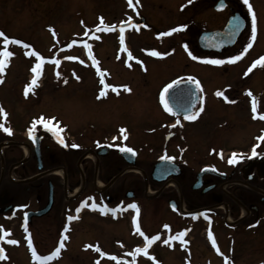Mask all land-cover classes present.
<instances>
[{"label":"flooded vegetation","instance_id":"af4514ba","mask_svg":"<svg viewBox=\"0 0 264 264\" xmlns=\"http://www.w3.org/2000/svg\"><path fill=\"white\" fill-rule=\"evenodd\" d=\"M160 1L177 12L172 24L158 23L156 18L151 17L155 20L152 22L151 18L139 12L142 0L138 3L133 0L131 7L127 0L128 15L122 21L112 24L116 33L117 25L119 27L125 23L124 34L120 33L126 40L123 53L128 61L134 60L143 74L147 64L139 62L135 55L150 57L151 65L159 58H164L165 52L178 48L183 50L182 55L187 58H207L212 54L226 52L239 43L244 29L252 26V18H248L237 0ZM218 3L223 5L220 10L215 8ZM161 6L162 3L159 2L158 8ZM234 14H238L245 21V27L235 43L220 51L202 49L198 42L200 33L222 29L228 18ZM209 17L213 21L219 19V23L221 20L223 22L209 27ZM152 23L158 28H152ZM181 25L186 27L179 28ZM263 27L255 23V36L261 30L264 31ZM101 28L105 29L103 26ZM171 29L179 30L170 32ZM136 34L141 35L138 38L140 44L133 50L129 39ZM89 35L86 34L85 38ZM153 51L161 55H153ZM181 57L179 55L178 58ZM261 57H264V49L255 52V62ZM172 63L175 64V59L170 64ZM258 66L259 72L252 78L257 87L253 97L257 101V113L253 115L260 122L257 137L249 139V146L245 149L233 147L216 154L214 158L211 155L205 156L203 163L197 168H194L193 161H182V158L176 156L178 154L172 155L168 152L145 165H138L136 152L135 163H128L117 147L131 148L127 141L128 135L126 132L121 133L120 125H111L108 121L100 122L93 110L89 112L88 109H74L60 103L33 104L32 107L29 105V109L18 107L15 112L3 108L7 119L2 122L11 129V134L0 130V235H4V239H0V248L4 254L0 264L9 263L12 257L9 251L11 248H23L27 259L32 257V263L29 264H81L69 262L73 259H63L67 251L78 250L86 255L77 260L82 263L85 260L86 264H99L106 260L110 264H153L156 262L153 256L159 254L160 250L194 253L193 247L188 246L192 241L189 233L199 220L204 225L203 231L207 232L205 239L209 240L205 250L215 254L229 251L230 256L235 251L241 254L240 238L248 235L252 240L259 241L256 245L259 252L263 251L264 140L258 138L264 137V119L260 118V115H264V64ZM187 79V76L176 78L179 81ZM196 112L197 106L189 115L195 116ZM41 117L46 121L55 118L52 125L63 129L61 135L67 146L62 145L53 132L39 122ZM184 117L174 114L173 121L176 124L185 122ZM34 120L37 121L33 129L35 139L29 136L28 131ZM73 144L78 147H71ZM254 146L257 152L255 156L252 155ZM233 153L243 158L230 164L228 161ZM165 156L172 158L170 160L178 166L179 173L168 176L163 182H156L151 179L152 167ZM183 159L186 160V157ZM205 167L215 169L220 174L210 170L197 178L198 173ZM132 172L136 173V177L133 178ZM195 185L199 187L194 188ZM150 186L157 188L149 196L147 192ZM209 187L211 188L207 189ZM203 190L205 191L202 192ZM141 197L144 200L157 197L160 204L153 209L152 217L155 222L160 223L159 226L169 222L171 215L182 219L183 223L180 225L171 221L173 235H168L165 231L150 232L152 228L147 229L148 221L143 216L145 211L140 202L135 203L137 208L128 207ZM93 204L96 206L93 207ZM164 204L168 208L169 219L167 215L164 219L161 215L160 209ZM192 211L196 212L191 213ZM218 217L224 235L216 233L214 222L217 225ZM179 233L184 234L182 238H177ZM100 235H113L121 244L115 245L118 250L115 247L108 250L100 246ZM153 236H159V239L148 244ZM170 237L173 238L169 239ZM11 239L17 243H9ZM161 239L169 242L159 246ZM175 243L176 246H173ZM146 244L147 254L136 251L138 248L143 250ZM155 245L158 246L154 247ZM58 247L59 253L48 260L36 261L33 258V248L37 256L46 257L51 256ZM227 261L225 259L224 264ZM232 263L240 264L238 261ZM241 264H264V257Z\"/></svg>","mask_w":264,"mask_h":264},{"label":"rangeland","instance_id":"374dc122","mask_svg":"<svg viewBox=\"0 0 264 264\" xmlns=\"http://www.w3.org/2000/svg\"><path fill=\"white\" fill-rule=\"evenodd\" d=\"M237 1L248 18H252V26L244 29L239 43L226 52L201 59L187 58L182 55L183 50L177 47L171 52H162L164 58H159L153 65L150 57L135 55L139 62L147 64L143 74L134 60L128 61L123 53L125 38L121 41V36L112 31V24L122 21L129 13L127 0H0V32L5 34L0 37V49L6 48L12 53L5 58L4 68L0 71V107L15 112L18 107L29 109V105L32 107L33 104L60 103L74 109L93 110L100 122L108 121L125 129L129 145L137 152L138 165L154 162L168 152L178 154L176 156L182 161H193L194 168H197L205 156L214 158L216 154L233 147L245 149L249 146V139L257 137L260 127L251 104L257 89L252 78L259 72L257 66L261 64L252 65L255 52L264 49V31L261 30L253 38V15L255 23L264 26V0H248L251 11L244 0ZM159 2L162 3L161 8H158ZM140 4L139 12L156 18L158 23L172 24L176 19L177 12L163 1L142 0ZM153 18L151 20L155 22ZM209 20V27L219 23V19L213 21L209 17ZM152 25V28H158ZM98 26L109 30H99ZM86 34L93 37L85 38ZM140 36H130L129 43L133 50L140 44ZM150 36L152 38V34ZM5 37L22 43L5 45ZM35 53H39L44 60L39 61ZM179 55L182 57L178 58ZM233 56L240 58L230 61L229 58ZM173 59L175 64H170ZM209 59L225 62L212 64L206 62ZM38 62L41 68L39 72H34L33 68ZM182 76L194 77L195 81H199L200 99L195 119L176 124L174 114L167 111L161 102L160 93L166 84ZM33 77H36L35 84H32ZM101 91L105 95L101 96ZM217 92L221 95H217ZM132 175L136 177L135 172ZM156 188L150 186L147 194L150 196ZM133 202L143 205L147 229L152 228L150 232L165 231L173 235L171 221L177 225L183 223L182 219L171 215L169 222L159 226L160 223L152 217L153 209L160 204L157 197L148 200L141 197ZM160 210L163 219L166 215L169 219L165 204ZM217 220V225L214 222L216 233L224 235L219 217ZM201 221L193 225L189 233L192 241L188 246L193 247L194 253L160 250L159 254L153 256L156 258L153 264H224L225 259H228L227 264H233V261L241 264L264 257V250L259 252L256 245L259 241L252 240L248 235L240 238L241 254L235 251L230 256L229 251L215 254L205 250L209 240L205 239L207 232L203 231ZM165 225L168 227L165 228ZM187 225L190 223L187 222ZM161 240L159 246L165 244V240ZM118 241L113 235L99 236L100 246L108 250L121 245ZM22 249H9L12 257L7 264H29ZM85 255L79 250L67 251L63 259L86 264L85 260L83 263L77 260ZM99 264L110 262L100 261Z\"/></svg>","mask_w":264,"mask_h":264},{"label":"water","instance_id":"95a60500","mask_svg":"<svg viewBox=\"0 0 264 264\" xmlns=\"http://www.w3.org/2000/svg\"><path fill=\"white\" fill-rule=\"evenodd\" d=\"M215 8L217 10L222 9L219 3ZM244 27L245 21L241 16H239L238 14L231 15L222 29L204 31L200 33L198 37L199 45L202 49L220 51L222 48L232 46L238 38L239 34L243 31ZM121 28H126L125 23L120 25V29ZM176 87L179 91L172 92L170 90V93L166 97L168 99V103L173 109L172 111L176 115H188L194 110L199 100L197 87L194 82L190 80H182ZM119 152L128 163H131L132 165L135 163V154L122 152L120 150ZM210 170L214 169H202L198 173L197 178L201 177L203 174L207 173ZM178 173V166L173 161H171L170 159L162 158L154 163L150 175L152 180L156 182H163L168 176H175L178 175ZM216 173L220 174L217 171ZM193 187L198 188L199 185H195ZM210 188L211 187L207 189ZM204 191L205 190H203L202 192Z\"/></svg>","mask_w":264,"mask_h":264},{"label":"snow or ice","instance_id":"6c2138e0","mask_svg":"<svg viewBox=\"0 0 264 264\" xmlns=\"http://www.w3.org/2000/svg\"><path fill=\"white\" fill-rule=\"evenodd\" d=\"M136 2L138 3L139 0H136ZM244 3H245V4H248V0H244ZM129 6H130V7L133 6V0H129ZM222 6H223V5H221V7H222ZM248 7H249V10L251 11V5H250V4H248ZM101 23H103V18H101ZM98 27H99V26H98ZM183 27H186V26H184V25L179 26V28H183ZM105 30H109V29L106 28ZM120 30H121V33H123L124 29L121 28ZM177 30H179V29H171L170 32H171V31H177ZM53 34H55V33H53ZM167 34H170V33H161V35H167ZM4 35H5V34H4L3 32H0V37H4ZM254 37H255V17H254V15H253V38H254ZM121 41H123V35H121ZM3 43H4L5 45H7V44H9V43L21 44L22 41L17 40V39H10V38L5 37L4 40H3ZM250 46H251V45H249V47H250ZM245 51H246V49H245ZM152 54H153V55H156V56L161 55L160 53L155 52V51H153ZM11 55H12V53L9 52V51H7L6 48H5V49H0V71H2L3 68H4L5 58L8 57V56H11ZM29 55H32V53H29ZM35 55H36L37 57H39V61H43V60H44V57H41V56L39 55V53H35ZM241 55H243V53H241ZM69 58H71V57H69ZM193 58L195 59L196 57H193ZM239 58H240L239 56H233V57H230L229 60H230V61H235V60H238ZM206 62H209V63H212V64H223L225 61H224V60H220V59H209V60H207ZM56 63H59V61H56ZM257 63H259V64H264V57H261V58H259V60H257L256 62H254L253 65H252V67H255V65H256ZM40 68H41V63L38 62V63L35 65V67L33 68V71H34V72H39ZM249 71H251V68H249ZM188 79H189L190 81H194V82L196 83V86H197V87L200 86V85H199V81H195V78H194V77H188ZM35 83H36V77H33L32 84H35ZM102 83H103V81H102ZM179 83H180L179 80H173V81H171L170 83H168V84H166V85L164 86V88L162 89V91H161V93H160V100H161V102L163 103L165 109H166L167 111H169V112H172L173 109H172L171 106L169 105V103H168V99H167L166 97H167V95L170 93V90H171L172 92H178V91H179V90L177 89V87H176ZM105 87H108V85H105ZM124 87H127V86H124ZM26 94H27V89H26ZM100 95H101V96L105 95L104 91H101ZM217 95H221V93H220V92H217ZM249 95H251V93H249ZM252 111H253L254 114L257 113V101L255 100V98H253V101H252ZM184 118H185V119H188V120H192V119H195V116H194V115H185ZM260 118H261V119H264V115H260ZM6 119H7V113L4 111V109H3L2 107H0V130H3L4 132H7V133L11 134V129H10L9 127H6V126L4 125V123L2 122V121H4V120H6ZM54 119H55V118L53 117V118H49V119L46 121L43 117H41L40 120H39V122L42 123L43 126H44L46 129H48L49 131H52L53 134L56 136V138L58 139V141H59L62 145L67 146L66 143H65V141H64V139H63V137H62V135H61V132L63 131V129L60 128L59 126H53V125H52V121H53ZM36 123H37V121L34 120V121H33V126H32L31 128H29V130H28V131H29V136L32 137L33 139H35L33 129L35 128ZM177 123H179V121H177ZM120 131H121V133H123V132H125V129L122 128ZM125 138H126V137H125ZM113 139H116V137H114ZM258 139H260V140H264V137H259ZM71 147H78V145L73 144V145H71ZM117 147H119V150L122 151V152H128V153L135 154V153H134V149H132V148H130V147H127V146H122V147H121V146H118V145H117ZM255 148H256V146L253 147V151H252V155H253V156L257 155V152H256ZM238 158L242 159L243 157H242V156H239V154H237V153H233L232 156L229 158V161H228V162H229L230 164H235V163L237 162ZM164 159H172V158H171V157H167V156H165ZM92 206L95 207L96 205L93 204ZM128 207H130V208H137V205H136L135 203H133V204L128 205ZM137 211H138V209H137ZM69 219H72V217H69ZM164 227L167 228L168 225H165ZM137 230L139 231V227H137ZM5 235H7V234L5 233ZM141 235H143V233H141ZM183 235H184L183 233H179L177 238H182ZM209 235H210V237H211V233H210ZM172 238H173V237H170L169 239H172ZM0 239H4V235H0ZM157 239H159V236H153V237H151V240L148 241V244H151L152 241H155V240H157ZM8 242H9V243H13V244L17 243V241H14V240H10V241H8ZM168 242H169L168 240H165V241H164L165 244H167ZM215 243H216V242H215V240L213 239V245H214V246H215ZM148 244L145 245V248H144L143 250L138 248L136 251H137V252L144 251L145 254H147V247H148ZM29 246L31 247V239H29ZM62 246H63V244H62V242H61L60 247H62ZM32 251H33V258H34V259H36V260H48V259H50L52 256L57 255V254L59 253V251H60V248L58 247V248H57V249L51 254V256H46V257L37 256L36 251H35L34 248L32 249ZM97 251H99V248H97ZM3 258H4L3 249H0V259H3ZM113 259H115V257H113Z\"/></svg>","mask_w":264,"mask_h":264},{"label":"bare ground","instance_id":"6f19581e","mask_svg":"<svg viewBox=\"0 0 264 264\" xmlns=\"http://www.w3.org/2000/svg\"><path fill=\"white\" fill-rule=\"evenodd\" d=\"M150 195H153V192H152V193H150Z\"/></svg>","mask_w":264,"mask_h":264}]
</instances>
